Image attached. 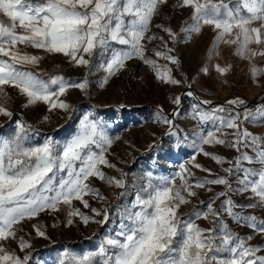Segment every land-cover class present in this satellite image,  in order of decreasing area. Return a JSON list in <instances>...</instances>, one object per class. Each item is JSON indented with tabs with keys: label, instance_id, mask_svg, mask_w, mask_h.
<instances>
[{
	"label": "snow or ice",
	"instance_id": "1",
	"mask_svg": "<svg viewBox=\"0 0 264 264\" xmlns=\"http://www.w3.org/2000/svg\"><path fill=\"white\" fill-rule=\"evenodd\" d=\"M164 3L166 0H0V93L4 92V86H13L27 97L28 105L43 102L49 110L75 112V108L60 97L72 87L82 91L87 89L86 78L80 82L60 75L45 79L39 73L25 70L27 66L37 65L41 57L21 52L17 47L21 44L63 54L75 65L89 69L99 54L102 59L98 67L106 72L105 82L123 69L127 60L139 57L153 65L159 79L179 84L180 81L175 80L170 72L162 74L154 61L145 58V49L141 45L142 39H153L145 34L159 5ZM181 4L192 10V24L182 31L199 32L202 22L217 30V40L234 29L238 30L237 40L232 41L240 44L238 51L253 40L264 43V0H181ZM253 22H259V27H251ZM164 30L170 36L175 35L170 28ZM112 42L127 46V49H113L105 63L103 57ZM155 55L175 62V57L165 52L156 51ZM219 71L223 73L226 69L219 68ZM187 95L193 94L188 92ZM174 103L179 106V96ZM227 103L241 105L244 101L236 99ZM201 104L210 102L201 101L193 105V116L201 124L210 122L211 128L201 127L194 132L190 146L217 163H228L229 167L224 168L227 175L195 179L193 185L189 183L192 173L182 164L176 173L180 185L174 187L176 176H161L153 182L149 173L147 186L121 213L115 235L106 236L95 251L83 255L65 249L59 264H94L97 257L100 264H264V255L258 254L264 249L248 244L251 236L245 240L232 232L222 216L226 213L237 223L247 224L255 232L264 234V220L234 210L237 207L255 208L257 204L237 205L231 197L234 192L250 191L259 205L264 206V138L242 128L245 121H264V106L255 111L245 108L241 113L225 106L202 110ZM178 114V111L174 113ZM0 115L11 118L13 114L0 106ZM157 119L168 126L165 135L178 134L179 129L173 120L160 114ZM225 128L234 130L231 133L233 140L226 139L229 134L223 131ZM33 134L38 135L31 125L17 121L11 137H0V241L18 239L21 252L30 245L16 236L14 226L46 210L56 211L60 203L71 206L73 199L88 207L84 196H98V191L88 183L90 177L107 179L109 184L126 188L123 176L119 179L106 177L100 168L101 165L113 167L105 156L112 138L102 118L91 112L85 114L75 133L66 140L46 136L42 144H34ZM209 144L236 149L239 155L235 161H226L220 155L204 151L202 145ZM245 148L251 149L255 157L243 151ZM194 161L195 156L191 162ZM243 162L259 163L261 167L246 168ZM194 166L202 167L195 163ZM203 170L212 175L210 169ZM231 175L237 177L236 188L229 183ZM208 185H224L226 190L216 193L208 201L206 212L197 208L187 216H180L179 207L188 203L182 191L193 197L197 194L193 187ZM124 194L120 193L121 196ZM220 197L224 199L217 210L214 204ZM92 212L103 216L100 223L109 220L108 209L100 211L93 208ZM69 215H79L85 224L93 219L79 209H73ZM209 215L215 218L213 227H199L196 220L201 217L207 219ZM36 233L45 236L39 228ZM30 259L31 253L21 256L0 244V264H29Z\"/></svg>",
	"mask_w": 264,
	"mask_h": 264
},
{
	"label": "rangeland",
	"instance_id": "2",
	"mask_svg": "<svg viewBox=\"0 0 264 264\" xmlns=\"http://www.w3.org/2000/svg\"><path fill=\"white\" fill-rule=\"evenodd\" d=\"M191 11L181 4V0H166V3L159 5L157 13L150 21L149 31L145 34L153 39L141 40L145 58L154 61L162 74L165 71L170 72L175 80L180 81L179 84L159 79L153 65L135 56L127 60L126 66L116 71L105 82L106 72L98 67L102 58L97 54L91 69L77 66L71 60L65 65L58 64L47 68L43 58L34 67L37 73L54 72L74 82L87 79L85 91L72 87L60 97L75 108V112L49 110V106L43 102L28 105L27 97L18 89L4 86V92L0 93V106L13 115L11 118L0 115V137L8 138L9 133L14 134L17 121H23L38 133L32 135L34 144H42L46 136L66 140L75 133L80 119L91 112L103 119L106 131L112 138L105 156L113 167L101 165L100 168L106 177L119 179L123 176L126 183V188H119L109 184L107 179L90 177L88 183L98 191V196H84L88 207L73 199L71 206L60 203L56 211L46 210L31 219L25 218L14 227L16 236L22 237L30 247L21 252L18 239L9 238L0 241L6 250L21 256L31 253L29 264H59L65 249L83 255L95 251L106 236L115 235L121 213L131 206L137 193L147 186L149 173L152 174L153 182H156L155 178L161 176H176L180 166L185 164L192 173L189 183L193 185L195 179H213L215 176L227 175L224 168L229 167L228 163H217L210 156H205L190 146L194 132L199 131L201 127L206 130L211 128L210 122L201 124L193 116V105L209 101L210 104L200 105L202 110L225 106L241 113L245 108L255 111L264 106V43H256L253 40L238 51L240 44L232 42L237 40L238 30L234 29L232 33L217 40V30L202 22L199 32L182 31L192 24ZM251 27H259V22H253ZM166 28H170L175 35L170 36L164 30ZM113 49L122 51L126 50L127 46L112 42L110 50L103 57L105 63L111 57ZM156 51L175 57V62L163 56L157 57ZM48 60H51L49 54ZM219 68L226 71L221 73ZM188 92L193 95L188 96ZM177 96L180 97L179 106L174 103ZM236 99L244 103L228 105V101ZM251 102H254L253 106L248 105ZM177 111L179 114L174 115ZM158 114L173 120L179 129L177 135H165L168 126L157 119ZM242 128L264 138V121H245ZM223 131L229 134L227 140L234 139L231 135L233 129L225 128ZM202 147L204 151L220 155L226 161H235L239 155L236 149L225 145L209 144ZM243 151L255 157L251 149L245 148ZM193 156L194 163L201 165V168H196L191 162ZM243 164L246 168L261 167L259 163ZM203 169H210L212 175ZM228 179L232 187L236 188V175H231ZM179 185L180 179L176 176L174 187ZM208 188H211V191ZM193 190L197 193L193 197H188L187 193L182 191L188 200V203L182 204L178 209V214L182 217L193 213L197 208L206 212L208 201L216 193L226 189L224 185H208L204 188L193 187ZM121 192L125 194L121 196ZM231 197L237 205L257 204L255 208L237 207L234 209L236 212L245 216L255 215L258 220H264V206L259 205L258 199L254 198L250 191L234 192ZM223 199L224 197H220L215 201L214 207L217 210ZM93 208L100 211L108 209L109 220L100 223L103 216L95 215ZM73 209H79L93 219L85 224L79 215H69ZM222 216L232 232L245 240L251 236L247 243L252 246L259 245L264 249V234L255 232L247 224L237 223L226 213ZM214 219L209 215L207 219H197L196 223L203 229H209L213 227ZM37 228L43 231L45 236H38ZM258 254L264 255V250ZM94 264H100L98 257L95 258Z\"/></svg>",
	"mask_w": 264,
	"mask_h": 264
},
{
	"label": "crops",
	"instance_id": "3",
	"mask_svg": "<svg viewBox=\"0 0 264 264\" xmlns=\"http://www.w3.org/2000/svg\"><path fill=\"white\" fill-rule=\"evenodd\" d=\"M4 19L7 21L8 18L4 17ZM21 52H26L30 55H35V56H39L41 58H43V62H44V65L47 67V68H50V67H53L55 65H65L66 63L69 62L70 58L63 55V54H60V53H48L46 52L45 50L43 49H36V48H33L31 46H25V45H18L17 46ZM48 54L50 55L51 57V60L49 61L48 60ZM38 65V64H37ZM37 65L35 66H27L25 70L27 71H31L33 73H37L36 70H34V67H36ZM45 77H49V76H53V75H56L54 72H45V73H39Z\"/></svg>",
	"mask_w": 264,
	"mask_h": 264
},
{
	"label": "trees",
	"instance_id": "4",
	"mask_svg": "<svg viewBox=\"0 0 264 264\" xmlns=\"http://www.w3.org/2000/svg\"><path fill=\"white\" fill-rule=\"evenodd\" d=\"M248 105L253 106V105H254V102H251V103H249ZM10 132H11V131H10ZM12 135H13V134L9 133L8 138H9L10 136H12Z\"/></svg>",
	"mask_w": 264,
	"mask_h": 264
}]
</instances>
